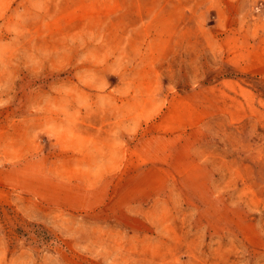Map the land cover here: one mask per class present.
<instances>
[{
	"label": "rangeland",
	"instance_id": "rangeland-1",
	"mask_svg": "<svg viewBox=\"0 0 264 264\" xmlns=\"http://www.w3.org/2000/svg\"><path fill=\"white\" fill-rule=\"evenodd\" d=\"M0 264H264V0H0Z\"/></svg>",
	"mask_w": 264,
	"mask_h": 264
},
{
	"label": "crops",
	"instance_id": "crops-1",
	"mask_svg": "<svg viewBox=\"0 0 264 264\" xmlns=\"http://www.w3.org/2000/svg\"><path fill=\"white\" fill-rule=\"evenodd\" d=\"M164 113H162V117L166 116V109L163 110Z\"/></svg>",
	"mask_w": 264,
	"mask_h": 264
}]
</instances>
